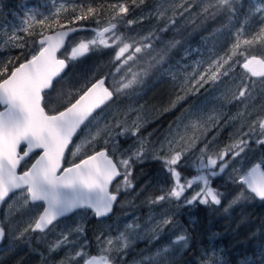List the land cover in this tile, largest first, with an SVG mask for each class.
I'll use <instances>...</instances> for the list:
<instances>
[{"label": "snow or ice", "instance_id": "snow-or-ice-1", "mask_svg": "<svg viewBox=\"0 0 264 264\" xmlns=\"http://www.w3.org/2000/svg\"><path fill=\"white\" fill-rule=\"evenodd\" d=\"M144 3L145 0H101L95 5L76 3L71 5V15H62L68 10V6L62 3L49 15L35 11L24 13L19 25L0 36V45L5 47L26 49L29 44L27 38L33 36L36 39L32 43L38 46L0 62V205H5L10 198L13 201L20 199L25 208L39 205V210L26 223L20 220L0 221V240H3L6 228L9 232L19 229L21 236L29 231L45 233L54 229L57 221L78 210L91 211L97 219L109 216L121 196V190L135 187L132 183L133 167L145 159L160 161L171 182H157L159 194L148 197L151 205L175 202L176 207L220 206L226 198L225 193L213 186V181L222 177L226 170L231 183L238 186L231 203H236L245 193L264 200V159L244 163L250 144L264 146V106L257 115L248 113L251 119L237 125L228 144L219 148L214 145L210 150L209 141L199 148L198 154L193 153L202 174L196 179L183 181L180 168L192 163L191 157L189 160H184V157L197 144L199 137L195 133L208 121L216 123L215 117H205V109L197 108L190 113L187 123L170 126L171 130L163 142L149 148L148 139L141 135L138 111L132 107L120 111L126 98L136 94L137 85L143 84L154 71L164 70L169 53L179 44L176 40L157 48L155 41L160 39L157 31L167 32L170 25H176V15L183 16L194 6L209 17L217 14L234 16L237 0H203L198 6L181 3L178 5L181 11H173L157 31H148L138 41L129 36L127 41L131 42H127L117 29L123 27L127 30L142 24L147 17L136 15V10ZM105 8L111 10V19L101 25L100 10ZM160 8L163 11L158 12L157 19L168 11L163 5ZM90 17L97 25L92 29L94 38L81 41L70 51L65 49L68 54L62 53L63 58H58L57 52L64 47L68 35L83 30L81 22L88 21ZM252 17L258 20V30L253 29L254 34L243 39V43L259 44V48L257 54L250 58L244 56V52L240 53L244 56L241 67L249 75L238 80V91L233 94L243 107L252 104L257 94H264V43H259L264 41V5L254 7L241 21L230 50L232 55L236 54L235 49L241 43L239 37ZM116 45L119 47L113 55L114 70L107 86V76L86 79L67 95L59 108L50 107L47 98L53 89V81L57 77L63 79L61 74L72 61L90 50L98 51ZM21 55L23 60L19 59ZM231 58H210L207 67L201 68L189 81V87L180 91H199L206 84H214L227 77L232 66L225 65ZM184 98V95L177 96V100ZM109 110L113 111L105 116ZM133 114L135 119L129 121L128 117ZM243 115L238 113L229 119L235 120ZM189 132H192L191 136ZM74 137L80 140L81 146L89 144L93 147L78 161L69 163L66 153L75 156L81 151V147L74 143ZM97 143L101 147L97 148ZM69 145L75 147V152L70 151ZM194 183L199 186L194 188ZM165 184L168 186L165 187ZM172 223L171 215L154 221L153 225H149L152 238L158 239L159 233ZM73 231L79 234L83 228L66 229L49 248L50 252L62 247L66 249L60 264H113L109 254L114 243L116 250H123L130 243L129 237L135 240L143 235L141 225L126 222L124 230L118 232L115 238L108 236L101 240V236H97L100 245L98 254L90 255L86 242L74 245L73 239H70ZM186 239V236L178 235L172 243ZM161 251L167 252L168 249Z\"/></svg>", "mask_w": 264, "mask_h": 264}, {"label": "rangeland", "instance_id": "rangeland-1", "mask_svg": "<svg viewBox=\"0 0 264 264\" xmlns=\"http://www.w3.org/2000/svg\"><path fill=\"white\" fill-rule=\"evenodd\" d=\"M2 1L3 0H0V36L19 25L22 15L26 12L35 11L37 14L42 13L44 15H49L62 3L67 5L68 8H71V5L73 4H87L92 0H25L24 4H19L20 9L18 10L17 15L13 17H9L8 15L4 16V26H2L1 29V15L5 13ZM202 2L203 0H145V3L136 10V15L146 16L147 19H145L142 24L133 25L127 30L123 27H118L117 31L121 33L122 39L125 41H127L129 36L138 41L140 37L148 31H157L160 25L168 19L169 15H171L173 11L177 13L181 11L178 7L179 4L183 3L187 6L188 3H191L198 6ZM160 5H163L168 11L165 12L162 17L157 19L158 12L163 11V9L160 8ZM261 5H264V0H237V11L234 16L224 17L222 23L218 24L215 28H211L208 33L202 35L196 40L193 38L198 32L197 25L201 20L204 21L211 17H209L206 12L199 10L198 7L195 6L192 7L189 12H185L183 16L176 15V25H170L167 32L160 33L157 31V34L160 37L159 40L162 42L161 44L163 47L169 42L176 40L179 41V44L169 53L168 59L163 66L164 70L162 72L154 71L148 76L153 78V83L152 86L148 85L146 88L150 86L151 88L145 91V88H142L144 83L137 85L136 94L126 98L124 103L120 106V111H123L128 107L135 108L138 111L141 135L148 139L149 148L152 147L150 142L154 138L163 136V138L157 140L158 142L155 144L157 145L159 142H163L164 137L171 130V127H174L176 124L181 122L187 123L189 121L190 113L197 108H204L205 117L213 115L217 121L216 123L208 121L207 124L201 125L200 129L195 133V135L199 137L197 144L199 142H204L203 140L205 138H211V142L225 134L227 130L233 131L235 128L234 126L238 125L236 122L239 120L246 122V120L251 119V117L248 116L249 112H251L252 115H257L262 111V106H264V99H262V96H264V94H257L256 100H254L252 104L248 105V107H238L240 106L238 104H240L241 101H237L233 98V94L238 91V80L241 78H247L249 75L247 70H244L241 67L244 62V56L250 58L251 55L257 54L259 48V44L245 45L243 43V39H246L254 34L253 29L258 30V20L255 17H252L248 24L245 25L243 35L239 37L241 40L240 47L235 49L236 54L232 55V51L230 50L237 38L236 33L241 21L249 15L250 11L254 7ZM107 22H104L101 25ZM90 38H94V32L79 34L69 42L66 49H69L70 51L72 46H78L81 41L86 42ZM109 43L112 44V41L109 40ZM259 43H264V41H260ZM3 47L5 46L0 45V55ZM118 47L119 45H116L115 47L101 48L98 51L90 50L78 59L72 61L70 63L72 69L63 77V79H59V82H57V80V83L55 82L53 89L50 91V95L47 98L50 103V107L59 108L61 102L67 97V95L74 92L75 89L78 88L79 85L86 79L105 77L107 74H110L112 77L114 70L113 55ZM241 52H244V56L240 55ZM63 53L65 55L68 54L65 53V51ZM219 56L232 57L229 64L225 65V67H229L230 65L232 66V70L229 72L227 77H222L217 83L206 84L203 88H199V91H187L184 93L180 91L182 88L187 89L189 87V81L201 70V68L207 67V62L210 58H218ZM121 71H123V69ZM118 75L119 74H117V76ZM180 95H184L185 98L177 100V96ZM173 104H175L174 107ZM232 105H236L237 108L234 107V109L236 108L237 110L230 116L231 112L229 111L233 108ZM112 111L113 110H109V113H105V116H108ZM174 112H177V114H173ZM238 113H243L244 115L235 120L229 119L230 117L237 116ZM168 115H171V119L168 120L169 123L164 133L162 132L163 135L162 133L157 135L152 133L147 137L146 133H144L145 128H147L148 125V127L156 128L158 121ZM128 119L129 121L135 119V114L130 115ZM224 122H226V125H224ZM92 127L94 130L95 125ZM147 132H151V130H148ZM188 135L191 136L192 132H189ZM229 135L232 136V133ZM226 136H228L227 133ZM75 144L76 146L81 147V151L76 153L75 156L68 154L66 160L69 163L75 162L81 156L88 154L89 149L93 147L89 144L81 146L79 139H77ZM203 144L204 143L197 147V151ZM96 147L99 148L101 145L97 143ZM71 152H75V147L71 149ZM193 152L194 148L184 157V160H188L187 156L191 154L190 157L192 159V163L189 166L180 168L182 181L187 178L196 179L200 174H202V171L198 168V162L196 161V156L193 155ZM157 154H159V152H157ZM245 155L247 157L244 161L245 164L259 162L261 159H264V146H258L255 143H252L249 145ZM150 160L152 169L149 173L153 172V176L150 179H145V182H148L147 184L150 186L149 189L152 188L154 190L151 195L154 197L159 194V190L156 187L157 182L161 180L168 181V178L163 172L162 163L160 161L158 162V160ZM183 162L184 161L182 160L181 163ZM170 183L171 182L168 181V184ZM168 184H165V187H167ZM197 186H199L197 183L193 184L194 188ZM189 191H191V189H189ZM123 192L127 193L125 190H123ZM9 204L12 206L13 220L21 219L20 221H22V223H26V221L33 216L32 212H30L31 209L25 211L18 207L23 206L20 199L13 201L10 198L5 206H8ZM30 206H37V211L39 210V205ZM140 207L141 206H138L135 200L131 201L128 197H126L122 202V205L119 207V210H116L114 215L108 217L110 219L103 222H95V224H90L94 218V215L91 212H80L77 217L60 222L53 229L51 235H47L48 238L49 236L53 237L50 246L57 240L61 232L68 228H75L76 226H79L83 228V232L78 234L73 231L70 239H73V243L76 246L86 242V250L89 254L97 255L100 247L97 241V236H101V240L108 236L115 238L118 232L124 230L126 222H135L141 225L143 235L135 240H132V238L129 237L130 243L128 247L123 250H116V244L114 243L113 251L109 254L113 258V264H118L120 258H130L132 261L129 263L119 264H143L145 262V264H176L179 261V257L183 256L190 246V238L187 234V229L183 227V223L179 218L185 207H176L175 202H162L157 205L150 204V206H144L143 211L138 209ZM165 215H171L173 223L166 226L163 231L159 233L158 239H153V232L149 225H153L154 221L159 220ZM178 235L186 236V241L173 244L172 242L176 240ZM25 236H29V232L25 233L23 236L19 235V229L11 232V238L7 246L8 249H14L16 255L20 254L21 258L23 257V255H21L22 252L26 253V248H28L27 242L21 239ZM146 239H148L147 242L151 244L149 249H146L147 251L141 249L135 251L134 253L128 252L134 245L140 242H145ZM161 239L164 240V243L156 245L157 247L152 248L153 244L159 242ZM39 242H41V240ZM69 247L72 246L70 245ZM7 248L5 247L4 250L7 251ZM49 248L46 256L44 254L45 251H40V253L36 251L35 255L33 254V258L36 260L35 264H46L45 260L48 257H50L49 264H60V262L65 258V248L62 247L55 252H50ZM164 248H167L168 251L162 252L161 250ZM157 253H161V255H157ZM19 260L20 262L23 261L21 259Z\"/></svg>", "mask_w": 264, "mask_h": 264}, {"label": "trees", "instance_id": "trees-1", "mask_svg": "<svg viewBox=\"0 0 264 264\" xmlns=\"http://www.w3.org/2000/svg\"><path fill=\"white\" fill-rule=\"evenodd\" d=\"M24 2L25 0L2 1L5 13L1 15V29L2 26H4V16L8 15L9 17H13L17 15L18 10L20 9L19 4H24ZM100 2L101 0L90 1L93 5ZM71 14V8H68L66 12L62 13V15ZM110 16L111 10L106 8L101 9V24L107 22L110 19ZM224 17L228 16H225L224 14H217L204 21L201 20L197 25L198 32L193 39L196 40L202 35L208 33L211 28H215L218 24L222 23ZM81 23L83 26H90L93 28L97 27L91 17L88 21ZM69 27H71V25H69ZM27 39L29 40V44L26 49L3 47L1 49L0 62L16 57L19 52H27L38 47L32 43L36 37H28ZM159 41L160 40H157L155 42V46L157 48H163L161 44L162 42L160 41L159 43ZM19 59L23 60L24 56L21 55ZM71 69L72 66L70 65L66 74H68ZM107 77H109L107 80L108 85L111 80V75L107 74ZM152 79L153 78H151V76L148 77L146 80L147 82H144L142 88L147 89L146 87L148 85L152 86ZM57 82H59V80ZM238 105V107H241L242 103ZM232 107L229 111L231 112L230 116L237 110L236 105H232ZM234 107L236 108L234 109ZM242 122L244 121L239 120L236 123L240 125ZM225 123L226 122H224V125H226ZM234 127L233 131L227 130L225 134L211 141V143H209L210 150L214 145L216 148H219L228 144L237 130V125ZM151 128L152 127L149 128L147 126L144 133ZM226 133L228 136H226ZM230 133H232V136L229 135ZM161 138H163V136H160L157 140H160ZM210 139L211 138H205L203 140L204 142H199L194 148L193 153H198L197 147L202 143L209 142ZM190 156L191 154L187 156L188 160ZM143 163H136L134 165L132 183L135 187L127 190V193H124L123 189L121 190V196L116 205L115 211L119 210V207L122 205V202L126 197H128L131 201L135 200L137 205L141 206L138 208L141 211L144 210V206H150L148 203V197L152 195L154 190L152 188L149 189L150 186L147 184L148 182H145V179L147 178V173H149L152 169L150 164L151 160L146 159ZM213 186L224 190L226 198L222 201V205L212 207H185L183 213L179 217L183 223V227L187 229V234L190 238V246L185 252L180 264H264V201L257 200L250 193H245V195L242 196L236 203H231L234 198L233 194L236 192L238 186L231 183L227 172L222 177L216 178L213 181ZM147 240L148 239H146L145 242H140L134 245L128 252L134 253L137 250L149 249L151 244L147 242ZM163 243L164 240L161 239L159 242L153 244L152 248ZM131 261L132 259L130 258H120L118 264L129 263Z\"/></svg>", "mask_w": 264, "mask_h": 264}, {"label": "flooded vegetation", "instance_id": "flooded-vegetation-1", "mask_svg": "<svg viewBox=\"0 0 264 264\" xmlns=\"http://www.w3.org/2000/svg\"><path fill=\"white\" fill-rule=\"evenodd\" d=\"M69 66H70V64H69ZM68 69H69V67H68ZM253 79H255V78H253ZM150 88H151V86L148 87L147 89H145V91L148 90V89H150ZM173 114L176 115L177 112H174ZM170 119H171V115H168V116L160 119L158 121V123H157V127L156 128L154 127L155 129L152 127L150 129L151 132H146L147 133L146 136L148 137L149 134H152V133H155V135L161 134L162 132L164 133V131H165V129H166L168 123H169L168 120H170ZM163 133H162V135H163ZM157 139L158 138H154L150 142V144L155 145L156 142H158ZM76 141H77V138L75 139L74 143ZM72 148H73V145L71 146L70 151H71ZM67 156H68V153L66 155V158H67ZM78 160H76V161H78ZM152 176H153V172L147 173V176H146L147 178L146 179H150ZM5 205L2 206L1 209H0V221H6V222L17 221L18 219L13 220V216H12V206H5ZM18 207L21 210H25V211L31 209L30 212H32V215H34L35 211H37V206H28L27 208H25L24 206H18ZM85 211H87V210H85ZM85 211L78 210L75 213H73L72 215H70L69 217H66V218L62 219L61 221H59L57 223V225L60 222H62V221H66V220H69V219H73V218L77 217L80 212L82 213V212H85ZM89 212H91V211H89ZM114 213H116V211H114ZM114 213L112 215H114ZM108 219H110V218L97 219L94 216L93 221H91L90 224H92V223L95 224V222H101V221L103 222V221H106ZM52 231H53V229L52 230H49V231H47L45 233L31 232V231H29V236L22 237L21 239L27 242L28 248H26V253L22 252L21 255H23V257L21 258L20 254L16 255V252H14V249H11V248L8 249L7 248L8 243H9V240L11 238V232H9L7 230V228H6V230H5V233H6L5 238H4L3 242L0 244V264H35L36 263V260H35V258H33V254L35 255L36 251H38L39 253H40V251L41 252L45 251L44 254L46 256V254L48 252V248H49V246H50V244L52 243V240H53V237L52 236H49V238H48L47 235L48 234L51 235V232ZM18 240H20V239H18ZM40 240H41V242H39ZM5 247L8 249L7 251L4 250ZM43 247H44V249H43ZM183 256H180L179 257V261L176 264H180ZM19 259H21L23 261L20 262ZM49 262H50V257L46 258V260H45V263L46 264H49ZM145 263H143V264H145Z\"/></svg>", "mask_w": 264, "mask_h": 264}, {"label": "water", "instance_id": "water-1", "mask_svg": "<svg viewBox=\"0 0 264 264\" xmlns=\"http://www.w3.org/2000/svg\"><path fill=\"white\" fill-rule=\"evenodd\" d=\"M92 29H94V28H93V27H90V26H84V29H83V30H81V31H77V32H75V33H70V34L68 35V37L66 38V41H65V45H64V47L61 48L59 52H57V57H58V58H63L61 55H62V53L65 51V49L67 48V46H68L70 40H71L73 37H75V36H77V35H79V34H82V33L90 32V31H92ZM67 70H68V68L65 69V70H64V73L61 74L62 77L65 75V73L67 72ZM59 79H61V78H60V77H57V78L53 81V87H54L55 82H56L57 80H59ZM105 86H107V80L105 81ZM50 91H51V90H50ZM75 139H76V137H74V141H75ZM71 146H72V145H69V149L71 148ZM66 155H67V153H66ZM22 165H23V162H22V164H21V167H22ZM18 171H19V169H18ZM114 183H115V182H114ZM255 198H256L257 200H260L258 197H255ZM119 199H120V198H118L116 204L113 206V211H112V213H110L109 216H107V217H102V218H100V219L108 218V217H110V216L114 213L115 208H116V205H117ZM260 201H264V200H260ZM6 203H7V201H6ZM6 203H5V204H6ZM2 206H4V205H0V209H1ZM74 213H75V212H74ZM72 214H73V213H70L67 217H69V216L72 215ZM65 218H66V217H65ZM63 219H64V218H63ZM60 221H61V220H60ZM58 222H59V221H57V223H58ZM5 235H6V233H5ZM4 238H5V236H4ZM4 238H3V240H4ZM3 240H0V244L3 242Z\"/></svg>", "mask_w": 264, "mask_h": 264}, {"label": "bare ground", "instance_id": "bare-ground-1", "mask_svg": "<svg viewBox=\"0 0 264 264\" xmlns=\"http://www.w3.org/2000/svg\"><path fill=\"white\" fill-rule=\"evenodd\" d=\"M147 134V133H146Z\"/></svg>", "mask_w": 264, "mask_h": 264}]
</instances>
